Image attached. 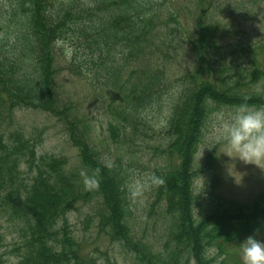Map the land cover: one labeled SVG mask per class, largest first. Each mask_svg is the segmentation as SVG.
Segmentation results:
<instances>
[{
  "label": "trees",
  "instance_id": "1",
  "mask_svg": "<svg viewBox=\"0 0 264 264\" xmlns=\"http://www.w3.org/2000/svg\"><path fill=\"white\" fill-rule=\"evenodd\" d=\"M219 1L0 0V211L24 233L18 264H84L67 218L79 202L89 204V218L111 241L134 251L136 264H215L213 247L264 230V195L251 203L220 200L200 218L194 212L197 154L212 112L264 106L263 46L242 71L229 60L215 17ZM60 44L71 47L70 56ZM185 44L199 46L195 62L172 79ZM67 70L108 99L115 141L129 127L142 131L147 112L168 100L166 136L157 149L169 162L155 175L152 206L170 216L173 247L156 250L136 234L127 170L93 143L88 113L61 84ZM20 109L61 121L79 168L64 157L38 158L43 132L22 130L15 120ZM27 167L35 172L25 177ZM81 173L95 185L86 187ZM0 264H6L1 255Z\"/></svg>",
  "mask_w": 264,
  "mask_h": 264
},
{
  "label": "rangeland",
  "instance_id": "2",
  "mask_svg": "<svg viewBox=\"0 0 264 264\" xmlns=\"http://www.w3.org/2000/svg\"><path fill=\"white\" fill-rule=\"evenodd\" d=\"M215 17L221 21L225 30L220 33L223 35L222 42L229 60L239 62L242 71L249 65L252 52L262 45L259 62L264 70V0H220ZM59 48L64 55L70 56L71 47L68 44H60ZM198 50L199 46H183L181 64L171 65V73L174 74L172 79L183 75L184 69L191 67ZM60 81L65 94L88 113L93 129L92 141L103 158L110 162L121 161L127 170L130 181L128 193L132 210L131 224L136 234L156 250L164 251L173 247L170 216L161 207L152 206L155 198V175L157 170H161L169 162V157L157 149L166 136L162 129L166 124L168 100L163 104L164 107L147 112L148 124L143 129L141 127L142 131L134 133L129 127L128 136L125 138L123 134L119 141H115L110 130L113 116L108 109V99H104L100 92L68 70L62 72ZM220 109L228 114L233 108L219 107L212 112L197 154V169L200 172L194 183V206L198 209L194 207V212L197 218L206 215L220 200L251 203L264 195V162L260 165L262 170L254 164H245L233 158L235 153H230L224 142L216 144L212 149L205 148L213 146L211 139L216 127L213 113ZM15 120L27 134L43 132L42 142L37 149L38 158L64 157L69 167L79 168L78 150L70 142L65 125L56 117L48 112L20 109L15 112ZM172 161L177 162V158L174 156ZM37 162L40 164L39 159ZM33 172L35 168L33 171L28 167L24 168L25 177ZM200 174L205 179V189L197 196L203 190ZM230 175L235 178L236 183ZM89 216H93L89 204L81 202L67 215L69 224L82 243L81 256L84 264H136L133 259L134 251L111 241L97 227L98 220L90 219ZM254 233L258 239L264 240V230ZM251 234H244L234 242L224 243L221 248L213 247L210 255L215 259V264H240L239 241ZM24 239L21 226L0 211V255L6 260V264L19 263L20 253L16 248L22 245ZM190 264L194 262L191 261Z\"/></svg>",
  "mask_w": 264,
  "mask_h": 264
},
{
  "label": "clouds",
  "instance_id": "3",
  "mask_svg": "<svg viewBox=\"0 0 264 264\" xmlns=\"http://www.w3.org/2000/svg\"><path fill=\"white\" fill-rule=\"evenodd\" d=\"M244 99L247 100V97ZM213 117L216 122L211 139L213 146L205 148L212 149L216 144L224 142L228 151L235 153L233 158H237L245 164H254L261 169V162H264V106L255 107L247 103H240L230 113L226 114L223 109H220L213 113ZM205 148L201 150L202 155ZM81 175L84 176L86 187L95 185L94 179L87 177L84 173ZM201 177L203 190L198 192L197 196L205 189V179L202 175ZM238 252L240 264H264V240L258 239L256 233L239 241Z\"/></svg>",
  "mask_w": 264,
  "mask_h": 264
}]
</instances>
